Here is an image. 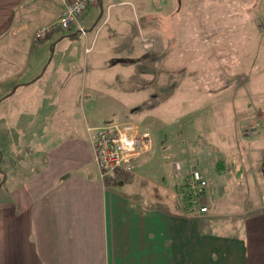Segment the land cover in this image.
Returning a JSON list of instances; mask_svg holds the SVG:
<instances>
[{
  "label": "rangeland",
  "instance_id": "rangeland-1",
  "mask_svg": "<svg viewBox=\"0 0 264 264\" xmlns=\"http://www.w3.org/2000/svg\"><path fill=\"white\" fill-rule=\"evenodd\" d=\"M105 1L95 26L98 0L88 10L94 14L91 23L83 22L88 12L82 16V26L92 28L89 35L66 37L63 44L68 46L59 48L81 55L82 73L57 77L65 91L60 94L62 109L53 110L51 121L62 125L60 131L137 125L151 141L141 163L147 180L134 181L137 186L123 189L125 196L131 199L136 191L145 210L165 208L156 204L157 197L168 202L169 196L166 200L163 195L195 167L206 177L207 195L211 194L208 220L192 215L194 228L221 225L219 219L232 223V216L238 224L264 193V14L258 11L262 6H252L253 0ZM105 17L108 22L99 28ZM121 23L124 28L117 27ZM41 26L32 30L34 52L45 43L35 40ZM45 52L50 54L49 48ZM12 87L6 85L0 98ZM5 121L3 135L17 147H6L0 139V149L6 151L1 175L14 178L34 164L36 153L33 145L26 146L28 139L18 140L15 132L10 136L13 126ZM212 152L225 163L226 176L213 174L212 162L203 164L207 157L201 154ZM154 186H161L160 194ZM147 195L149 199L144 198Z\"/></svg>",
  "mask_w": 264,
  "mask_h": 264
},
{
  "label": "crops",
  "instance_id": "crops-1",
  "mask_svg": "<svg viewBox=\"0 0 264 264\" xmlns=\"http://www.w3.org/2000/svg\"><path fill=\"white\" fill-rule=\"evenodd\" d=\"M253 1L252 6L264 8V0ZM60 7L61 0H0V93L8 84L17 86L0 98V139L6 147H17L3 135L6 118L13 126L10 136L28 139L26 146L33 145L36 153L34 164L14 178L5 176L3 181L0 167V264H264L260 198L238 224L233 216L230 223L214 215L221 225L204 223L199 229L194 228L191 216L203 220L210 213L185 212L177 191L180 183L163 195L166 200L169 196L168 202L153 195L156 204L165 208L145 210L136 191L132 200L123 192L139 178L147 180L143 156L128 183L107 186L93 159L91 132L78 126L60 131L62 125L51 121L53 110L62 109L60 94L65 91L57 77L82 73L81 55L64 48L59 51L68 46L64 39L75 37L70 35L76 31L54 34L62 36L54 41L49 38L34 52L32 30L56 20ZM93 17L91 10L83 22L89 24ZM107 20L105 17L99 28ZM117 27L124 28L123 23ZM52 43L54 53L46 62L50 54L45 50ZM2 152L0 149V163ZM160 187L152 189L160 194Z\"/></svg>",
  "mask_w": 264,
  "mask_h": 264
},
{
  "label": "built area",
  "instance_id": "built-area-1",
  "mask_svg": "<svg viewBox=\"0 0 264 264\" xmlns=\"http://www.w3.org/2000/svg\"><path fill=\"white\" fill-rule=\"evenodd\" d=\"M95 2L96 0H61L57 19L39 27L35 32V40L45 42L50 35L72 30L84 34L82 16ZM88 131H93L90 145L100 179L111 187L128 183L132 179L138 158L149 151L151 141L148 134L141 132L133 123H113ZM184 186L188 195L189 212L208 214V182L204 174L195 167L191 168ZM179 195L182 197L183 193ZM260 202L264 207V193L260 196Z\"/></svg>",
  "mask_w": 264,
  "mask_h": 264
},
{
  "label": "trees",
  "instance_id": "trees-1",
  "mask_svg": "<svg viewBox=\"0 0 264 264\" xmlns=\"http://www.w3.org/2000/svg\"><path fill=\"white\" fill-rule=\"evenodd\" d=\"M201 155H203L201 157H207V160L203 162L204 165L207 166L208 162H212L213 174H216V176L217 175H225V176L227 175L228 169H226L225 163L223 162V160L219 157L217 153L212 152L209 155H206V154H201ZM0 167H1V163H0ZM186 178H187V175L184 177L183 183L177 187L178 193H183V196L180 198H181L183 209L185 212L189 211L187 208L188 207V195L186 194L185 189H184L185 187L184 182Z\"/></svg>",
  "mask_w": 264,
  "mask_h": 264
},
{
  "label": "water",
  "instance_id": "water-1",
  "mask_svg": "<svg viewBox=\"0 0 264 264\" xmlns=\"http://www.w3.org/2000/svg\"><path fill=\"white\" fill-rule=\"evenodd\" d=\"M98 4H99V8H100L99 9L100 10V14L97 17V19H96L95 23L93 24V26H95V24L97 23V21L101 18L102 14H103L102 1L101 0H98ZM91 29L92 28H90L89 30H84V33L88 32V31H91ZM79 33H80V31H76V32L72 33L70 36H75V35H77ZM54 45H55V43H52L51 46H50V49H49L50 50V57H49V60L48 61H50L51 58H52V56H53V53H54ZM16 88H17V86H14L13 89L11 90V93H13L16 90ZM4 179H5V175H3V181H4Z\"/></svg>",
  "mask_w": 264,
  "mask_h": 264
}]
</instances>
